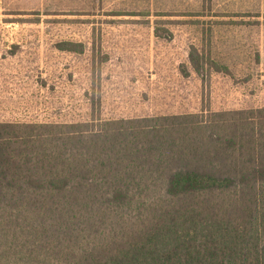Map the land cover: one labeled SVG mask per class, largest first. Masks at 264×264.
<instances>
[{
    "label": "trees",
    "instance_id": "16d2710c",
    "mask_svg": "<svg viewBox=\"0 0 264 264\" xmlns=\"http://www.w3.org/2000/svg\"><path fill=\"white\" fill-rule=\"evenodd\" d=\"M0 264H264V106L0 121Z\"/></svg>",
    "mask_w": 264,
    "mask_h": 264
},
{
    "label": "rangeland",
    "instance_id": "374dc122",
    "mask_svg": "<svg viewBox=\"0 0 264 264\" xmlns=\"http://www.w3.org/2000/svg\"><path fill=\"white\" fill-rule=\"evenodd\" d=\"M192 45L228 72L195 73ZM263 106L264 0H0V121Z\"/></svg>",
    "mask_w": 264,
    "mask_h": 264
}]
</instances>
